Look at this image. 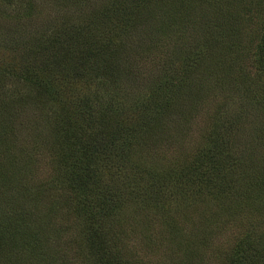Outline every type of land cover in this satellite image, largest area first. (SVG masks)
Instances as JSON below:
<instances>
[{
  "label": "rangeland",
  "instance_id": "374dc122",
  "mask_svg": "<svg viewBox=\"0 0 264 264\" xmlns=\"http://www.w3.org/2000/svg\"><path fill=\"white\" fill-rule=\"evenodd\" d=\"M133 2L0 0V239L16 250L3 247L0 264H97L85 207L97 196L62 188L54 167L69 145L59 123L72 116L73 134L84 136L103 115L112 132L132 134L136 121L152 125L147 151L168 161L159 157V168L152 167L145 151L130 169L107 168L99 187L130 185L128 170L131 182L152 172L165 184L169 170L182 182H200L159 190L163 210L155 198L139 201L144 193L133 185L129 192L138 198L131 206L129 197L122 224L106 220L114 251L130 264H264L256 257L264 256V0ZM50 32L73 39L54 43L58 63L30 49ZM82 40L103 41L134 68L127 63L114 84L93 74L92 84H75L69 69ZM25 68L50 91L20 81ZM84 116L92 120H78ZM227 126L223 152L211 136ZM244 172L262 183L259 203L234 196L246 186ZM207 180L219 189L210 190Z\"/></svg>",
  "mask_w": 264,
  "mask_h": 264
},
{
  "label": "trees",
  "instance_id": "16d2710c",
  "mask_svg": "<svg viewBox=\"0 0 264 264\" xmlns=\"http://www.w3.org/2000/svg\"><path fill=\"white\" fill-rule=\"evenodd\" d=\"M134 1L135 2L133 3L138 2V0ZM50 33H52V36H50ZM50 33L47 35L41 34L40 38L42 39L30 49L35 53L38 51L41 57H55L56 61L53 62L58 63L60 60V52L55 46H53L54 43H60L61 39L65 38L66 43L70 44L72 43L73 39L72 36H68L66 34L61 35L58 32ZM104 38L106 39L105 35H103V40ZM82 41L86 44H84L85 46H83L80 50L78 62H76L75 65L69 69L71 70L72 75L77 78L75 84L84 82L85 85H90L92 84L93 76L95 75L102 76V78L107 79L114 84L117 80H119L120 75L128 72L127 63L129 64L130 70L131 67L134 68L133 62H123V59L119 60L120 58L118 55L114 56L113 54L109 53L107 46L108 44L100 46L103 41L98 43L93 42L91 44H88L86 40ZM260 52L264 53V41L260 46ZM92 74L93 76L90 77ZM18 76L20 81L30 85H37V88L42 89V91L45 93L50 91L49 85L45 84V82L42 80V77L34 71L31 73L28 68H25V70L19 73ZM4 103L7 105V102ZM83 104L85 105L82 106V108H86V105H88L86 100ZM89 112L90 111L84 112V114ZM56 118L58 121L60 117L57 115ZM72 118V116H68L66 120L64 118L63 122L61 121L59 123V125H62L63 131H65V135L68 137L69 145L68 147L66 146L62 152L58 151V161L55 160L56 166L54 167V171L64 178V182H62L61 187L68 188L67 191H72L74 193L83 192V194L91 193L97 196L93 205L89 204L88 206H85L91 210V213L88 215L91 216V222L88 227L89 231L87 234V242L88 250L94 257L95 262L97 264H130L129 261L127 262V260L122 258L119 251H114L113 247L116 246V244H110L111 238L105 230L106 220L110 219V224L112 226H114V222L119 223V225L122 224V214L130 210V205L128 206L129 197L131 206L135 205L134 198L137 196L133 192L137 190H132L130 193L129 191L131 190L129 189L132 188L133 185L139 187V191L144 193V195L140 198L137 197L139 201L145 200L147 198L153 200V198H155V201L160 203V209L163 210V207L166 206V203L160 202V200H158L160 195L159 190H180L181 185L186 187V190H191L192 186L199 185L200 182H194L193 179L189 177L186 178V181L182 182L181 177H179L174 170H166L168 179L166 180L165 184H163L162 177L158 180V173L153 174L152 172H146L148 174L140 177L138 180H134L138 182H131L132 173H130V170H128V172L124 173H127V175L130 177V185L125 182V185L123 186L105 185L103 187H99L102 177L101 173L105 172L107 168L110 167L113 171H115L114 168H117L118 170L124 167L126 170L130 169L129 166L133 161V158H136L140 153L147 151L150 145L148 141H151L149 140L150 134L153 135L152 125H149V123L144 121H136L139 124L138 126H135V132L132 134L131 130L129 131L125 129H121L119 132H117V130L112 132L105 128L108 118L103 115L99 117V126L96 128L95 125L92 132L86 133L84 136H82L81 133L75 136L71 130V125L69 126ZM78 120L89 121L92 119H90L88 116H84L83 118H78ZM230 130V126H227L225 131L216 128L211 136L213 138L212 141L218 145V147H220L223 152L227 150L225 147H223V141ZM122 133H124V137ZM142 144L144 148L141 146ZM152 147L153 145L151 144L150 150ZM68 153H70V155H68ZM157 153L160 152L157 151L153 154L149 153L151 157H153L152 167L155 168H159L158 164L160 161H168L167 159H161V156ZM203 156L205 157V162H208L212 167L216 165L215 160L217 159H213V157L208 154V152L203 151ZM226 156V161H229V156L227 154ZM159 157L160 161L154 162L157 161ZM118 158H120L119 166ZM179 182L180 185H178ZM244 182L246 186L243 187L242 191L234 193V196H237L239 200L245 199L250 204L256 202L259 203L262 197L261 190L255 189L262 186L260 180H258L256 177H252L248 172H244ZM174 183L176 186H174ZM169 184L171 187L168 186ZM205 184L210 190L219 189L216 188V184H213L212 181L208 182L207 180ZM79 204H81V202H79ZM86 211L87 210H85V212ZM20 221L23 222L24 220L21 219ZM96 224L99 226H95ZM108 229L111 230V227ZM3 247H5L9 253L10 251L11 253L16 251L10 246L8 240L0 239V250L3 249ZM238 252L239 250L235 253L234 258L238 256ZM187 254L189 255L185 249V255ZM256 257L259 260L264 261V256L260 257L257 255Z\"/></svg>",
  "mask_w": 264,
  "mask_h": 264
}]
</instances>
